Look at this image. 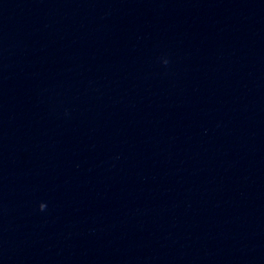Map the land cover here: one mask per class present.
<instances>
[{
  "label": "water",
  "instance_id": "obj_1",
  "mask_svg": "<svg viewBox=\"0 0 264 264\" xmlns=\"http://www.w3.org/2000/svg\"><path fill=\"white\" fill-rule=\"evenodd\" d=\"M0 264H264V0H0Z\"/></svg>",
  "mask_w": 264,
  "mask_h": 264
},
{
  "label": "clouds",
  "instance_id": "obj_2",
  "mask_svg": "<svg viewBox=\"0 0 264 264\" xmlns=\"http://www.w3.org/2000/svg\"><path fill=\"white\" fill-rule=\"evenodd\" d=\"M44 207H45V205L41 204V205L39 206V209H40L41 211H43V210H44Z\"/></svg>",
  "mask_w": 264,
  "mask_h": 264
}]
</instances>
